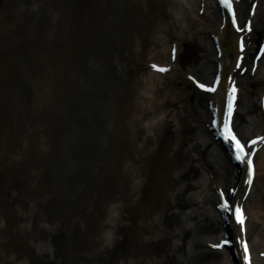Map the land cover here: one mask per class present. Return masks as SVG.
I'll use <instances>...</instances> for the list:
<instances>
[{"label":"bare ground","instance_id":"1","mask_svg":"<svg viewBox=\"0 0 264 264\" xmlns=\"http://www.w3.org/2000/svg\"><path fill=\"white\" fill-rule=\"evenodd\" d=\"M61 1L69 9L76 4L78 10L83 8L85 2L60 0L57 3L56 0H49L46 7L59 6ZM97 1L100 5L94 9L96 12L101 15L104 13L102 4H106L105 9L108 8V11L95 26L96 33L99 37L106 33L103 46L105 54H112L117 64H120L119 80L126 93L120 109L112 111L113 114L118 112L119 116L115 120L112 117L104 126L106 132L110 131L112 136L117 137L116 150L111 151L109 148L110 138L102 140L104 153L109 155L104 163L111 173L118 176L115 181L117 193L115 191L105 198L106 213H109L113 201H122L120 209L124 223L115 227V232L121 237L114 238L112 244L126 242L127 234L130 233L141 252L133 261L124 263L244 264V259L238 254H233L232 260L229 258L230 248L223 247L222 251L209 248L211 242L219 243L221 235L229 233L228 239H231L234 247L240 237L248 241L252 251L251 264H264V255H259V252H264V147L255 159L256 174L252 190L245 200L244 228L231 216L227 217V221L219 219L215 205L220 201L215 193L222 190L228 193L230 187L239 186L236 196L229 192L227 197L241 199L245 171L231 162L226 148L215 139L210 101L213 100L216 105L223 101V76L233 71L239 73L244 65L250 68L253 45L246 51H238L237 36L244 38L252 30L247 42L255 43L261 39V32L264 31L263 7L259 5L258 13L251 19L248 13L251 3L241 0L236 17L239 29L234 28L229 16H224L225 27L218 36L225 54L219 56L211 37L218 31L220 22V9L214 0ZM8 2L0 0L1 20H7L5 13L8 10H3V7ZM198 10L202 11V15ZM18 11L24 15L39 13L29 6L18 10L14 4L12 15L9 16L17 15ZM45 13L48 18L44 15L42 23L49 28L51 15L46 9ZM102 22L107 24L103 25ZM249 22L251 30L246 26ZM95 29L92 30V36ZM181 31L188 34L187 38ZM188 44L196 65L189 64L187 70L180 72L179 64ZM176 45L177 60L169 72L161 74L143 66L146 60L166 66L164 63L169 61L168 50L170 54L176 52ZM15 48L13 44H6L0 56H9ZM196 49L200 52L195 53ZM239 56H242L244 65H237ZM263 68L264 54L255 76H251L249 69L239 80L241 98L235 127L245 138L257 133L264 134V117L259 105V96L264 90ZM220 73V83L212 94L199 91L184 77L193 74L213 83L215 75ZM142 84L144 89L140 91ZM255 94L258 100H255ZM150 95L153 99H150ZM171 105L178 107L176 112L167 109ZM162 110L164 119L156 120ZM93 115L98 120L99 113ZM224 171L225 175H222ZM195 204L199 206L193 207ZM190 206L191 209L185 211ZM201 207L207 212L203 219H199L203 211L197 209ZM127 209H133L135 215L126 213ZM190 217H194V224L191 225V221L188 227L186 222ZM106 218L104 226L109 227V217ZM222 222L226 223L224 227ZM142 234L150 236L142 237ZM175 238H192L191 244L203 249L186 250L187 241H173ZM178 252L183 255L179 256ZM38 255L42 257L41 252Z\"/></svg>","mask_w":264,"mask_h":264},{"label":"rangeland","instance_id":"2","mask_svg":"<svg viewBox=\"0 0 264 264\" xmlns=\"http://www.w3.org/2000/svg\"><path fill=\"white\" fill-rule=\"evenodd\" d=\"M84 1L81 10L63 1L48 9L49 0H7L3 7L8 12L7 20L0 19V51L6 44L16 48L0 56V264H125L141 253L130 233L126 242L112 244L121 237L115 227L124 223L122 201H113L106 213L105 198L118 189V176L104 163L109 155L102 140L110 138L111 151L117 147L104 126L119 116L112 111L126 93L120 64L105 54L106 33L99 37L95 29L108 8L102 4L101 15L95 11L99 1ZM14 4L39 13L10 17ZM45 9L49 28L42 23ZM191 49L188 44L183 51L180 72L196 65ZM164 117L162 110L156 120ZM197 209L203 219L207 212ZM126 213L135 215L133 209ZM181 239L173 241H187L186 250L203 249L192 238Z\"/></svg>","mask_w":264,"mask_h":264},{"label":"snow or ice","instance_id":"3","mask_svg":"<svg viewBox=\"0 0 264 264\" xmlns=\"http://www.w3.org/2000/svg\"><path fill=\"white\" fill-rule=\"evenodd\" d=\"M222 2L226 6H228V7L233 9L232 15H233V19H235L236 18V11H235L234 5L232 4V0H222ZM237 27H239L238 23H237ZM241 30L243 31V29H241ZM249 30H251L250 22H249ZM154 67H156L160 71H164V72L168 71L167 67L161 68V66H159V65H154ZM192 79L195 80L196 78L192 77ZM196 83L199 84V86L201 88L207 89V90L212 91V92L216 91V87H209L207 84L200 83V81H198V80L196 81ZM232 91H233V93H236L238 91V89H236V87L233 86ZM234 99H235V96H233V100ZM233 110H234V105L230 103L229 107H228L227 116H226V118L224 120V135H225L226 138L235 141L236 146H237L238 158L244 159V157L249 155V153L247 152L244 143L241 142L239 137H237L236 133L232 130V127H231V116L233 114ZM261 139H264V137H262ZM252 143H255V141H252ZM253 175H254V170H253ZM249 183H251V178L249 179ZM221 207L230 208V205H229L227 199L221 205ZM236 211H237V218L239 219L240 223L243 224L245 222V219H246V217L244 216V213H243V209L242 208H237ZM228 243H230L229 240H224L223 242L215 245V247L222 249ZM245 247H247L246 243H245ZM249 264H251L250 258H249Z\"/></svg>","mask_w":264,"mask_h":264}]
</instances>
